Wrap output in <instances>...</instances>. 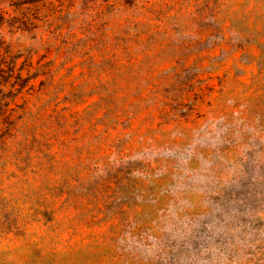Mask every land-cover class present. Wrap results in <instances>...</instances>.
Segmentation results:
<instances>
[{"label": "rangeland", "instance_id": "374dc122", "mask_svg": "<svg viewBox=\"0 0 264 264\" xmlns=\"http://www.w3.org/2000/svg\"><path fill=\"white\" fill-rule=\"evenodd\" d=\"M15 1L0 264H262L264 0Z\"/></svg>", "mask_w": 264, "mask_h": 264}, {"label": "trees", "instance_id": "16d2710c", "mask_svg": "<svg viewBox=\"0 0 264 264\" xmlns=\"http://www.w3.org/2000/svg\"><path fill=\"white\" fill-rule=\"evenodd\" d=\"M38 1L39 0H16L15 2L35 3ZM20 54L21 52L12 50L11 45L6 42L0 31V109L9 104L25 86H27V90L34 87V84L30 81L38 75V72H30V70L27 69V74L23 76L22 69L24 68L26 59L20 66H16L17 58ZM5 117V119L8 118V116ZM262 264H264V260Z\"/></svg>", "mask_w": 264, "mask_h": 264}]
</instances>
